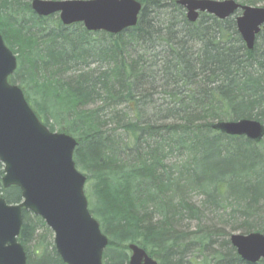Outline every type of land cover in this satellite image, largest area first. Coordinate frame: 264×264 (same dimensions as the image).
Masks as SVG:
<instances>
[{
	"label": "trees",
	"instance_id": "1",
	"mask_svg": "<svg viewBox=\"0 0 264 264\" xmlns=\"http://www.w3.org/2000/svg\"><path fill=\"white\" fill-rule=\"evenodd\" d=\"M137 1V26L112 36L63 27L58 18L52 31L53 17H37L30 3L0 0V33L19 64L9 80L33 91L34 112L45 126L78 142L74 162L109 239L105 264H128L130 244L158 264H246L227 238L264 234V139L230 137L212 124L250 119L264 125V32L249 51L234 18L201 14L190 23L177 0ZM234 1L264 6V0ZM154 43L163 47L159 54ZM77 63L103 69L77 70ZM133 146L140 149L121 157V147ZM3 175L0 163L1 196L20 203L18 188L3 189ZM192 194L203 200L193 202ZM228 209L239 225L230 233L205 226V210ZM258 215L260 226L250 222ZM22 217L18 241L27 264H64L55 249L47 251L44 235L36 243L40 230L50 235L45 223L27 211ZM183 219L195 221L196 229L183 231Z\"/></svg>",
	"mask_w": 264,
	"mask_h": 264
},
{
	"label": "water",
	"instance_id": "2",
	"mask_svg": "<svg viewBox=\"0 0 264 264\" xmlns=\"http://www.w3.org/2000/svg\"><path fill=\"white\" fill-rule=\"evenodd\" d=\"M190 23L200 14L225 20L240 11L237 31L248 50L264 30V8L244 6L234 0H179ZM39 17L58 14L64 26L82 24L88 32L118 35L138 24L142 5L137 0H33ZM17 58L0 33V162L2 187H16L22 202L8 204L0 197V264H27L18 237L22 211L43 220L54 234V246L64 264H102L108 244L100 224L88 211L84 192L86 178L74 162L76 141L64 133L51 132L36 116L23 91L9 78L17 70ZM212 129L232 137H245L256 144L264 139V125L242 119L216 122ZM231 245L248 264L264 260V235H232ZM129 264H158L142 248L129 245Z\"/></svg>",
	"mask_w": 264,
	"mask_h": 264
},
{
	"label": "rangeland",
	"instance_id": "3",
	"mask_svg": "<svg viewBox=\"0 0 264 264\" xmlns=\"http://www.w3.org/2000/svg\"><path fill=\"white\" fill-rule=\"evenodd\" d=\"M32 1L33 0H24V3H30V8H31V4H32ZM44 1H49V0H44ZM52 1H63V0H52ZM259 7H264V6H259ZM36 15V14H35ZM37 16V15H36ZM37 17H39V16H37ZM53 17V19H50V23L52 24V31H53V29H54V24H55V20H56V18H58V16H51V17H48V18H52ZM40 18V17H39ZM0 19H2V14L0 13ZM55 19V20H54ZM63 27H65V26H63ZM70 27H73V26H70ZM70 27H68V28H70ZM73 29H71L70 31H72ZM260 46V42H257L256 43V46H255V48L257 49L258 47ZM9 48H10V50L11 51H13L15 48H13L12 49V46H8ZM17 58V57H16ZM71 74H73V71L71 72H68L67 73V75L65 76V78H67V76L69 77H71ZM65 75V74H64ZM12 77V76H11ZM11 77H10V80H11ZM69 77V78H70ZM68 79V78H67ZM9 80V81H10ZM13 85V84H12ZM14 85H16V86H18L22 91H23V93H24V95H25V97H26V99H27V101L29 102V104H30V106L32 107V109H34V111H35V97L33 96V91L31 90V89H29L28 88V90H27V88H26V86L25 85H21L20 83H16V84H14ZM54 132H57V133H60L58 130H55ZM1 163V162H0ZM82 173V172H81ZM85 176V175H84ZM85 178H86V176H85ZM87 178H86V186H87ZM86 186H85V189H86ZM0 197H1V194H0ZM191 200L193 201V202H196V203H199V201H202L203 200V197L202 196H199V195H195V194H192L191 195ZM89 200V199H88ZM89 204H90V201H89ZM259 204H261V207H260V211H259V213L262 215L263 214V212H264V196H263V198L261 199V201H260V203ZM91 206V205H90ZM91 208V207H90ZM208 208V207H207ZM212 212H215V213H212ZM230 213H231V211H230V209H228V210H226V212H224V211H208V210H205L204 211V224H206L205 226H207V227H212V228H214V230L215 229H222V230H224V231H226L227 233H230L231 232V228L232 227H237V226H239V225H234V223L232 222V221H235V219H234V217L233 218H230ZM259 218H260V215H258V216H255V217H253L252 219H251V221L250 222H254V223H257L258 221H257V219L259 220ZM236 220H237V222H239V219L238 218H236ZM241 222V221H240ZM239 222V223H240ZM100 224V223H99ZM179 225V227L180 228H182V229H184L183 231H193V230H195L196 229V227H197V223L195 222V221H189V220H187V219H183V220H181V222H180V224H178ZM101 227V226H100ZM182 231V230H181ZM232 234H240V233H236V232H233V233H231V235ZM42 235H44L45 236V239H44V246L47 248V249H49V251L51 252V248L53 247L54 248V235L50 232V235H46L42 230H40L38 233H37V241H36V243L40 240V237L42 236ZM32 251H36L35 250V248H32L30 251H29V253H32ZM130 255V254H129ZM31 257L32 258H34V255L32 254L31 255Z\"/></svg>",
	"mask_w": 264,
	"mask_h": 264
},
{
	"label": "bare ground",
	"instance_id": "4",
	"mask_svg": "<svg viewBox=\"0 0 264 264\" xmlns=\"http://www.w3.org/2000/svg\"><path fill=\"white\" fill-rule=\"evenodd\" d=\"M177 1H179V0H177ZM177 3V2H176ZM238 3V2H237ZM240 4V3H239ZM178 5V4H177ZM242 5V4H241ZM244 6H248V5H244ZM31 11H32V9H31ZM33 12V11H32ZM186 12V11H185ZM201 15V14H200ZM208 15V14H207ZM186 18H187V14H186ZM199 18H200V16H199ZM199 18H198V20H199ZM229 18H234V20H235V22H236V20H237V18H238V16H236L235 14L234 15H232V16H230ZM229 18H227V19H229ZM227 19H225V20H227ZM198 20L196 21V22H198ZM220 21H224V20H220ZM213 27V24H211V26H210V28H212ZM3 37V36H2ZM3 40H4V38H3ZM161 43V42H160ZM257 43V42H256ZM162 44V43H161ZM255 46H256V44H255ZM151 49H153V50H155V51H157V53L156 54H159L160 52H162V51H160L159 52V50H162L163 49V47L162 46H160V44L159 43H154V44H152V46H151ZM254 49H255V47H254ZM248 50V49H247ZM13 52V51H12ZM14 53V52H13ZM152 52H148V55H147V57L149 56V54H151ZM16 55V54H15ZM133 55H134V58L135 59H140L139 57L140 56H143V53L142 52H140V51H134L133 52ZM147 57H146V59H147ZM89 61H90V59H88ZM146 62V61H145ZM77 65H79V66H76L75 65V68L77 69V70H85V71H88V70H92V69H95V70H100V69H103V67H101V64H94V63H90L89 64V67H85V65H80L79 63H77ZM18 68H19V64H18V67H17V70H18ZM16 70V71H17ZM16 71H15V73H16ZM143 73H144V70H143ZM199 83V82H198ZM154 99V101L155 102H157V103H159V104H162V103H164V101L162 100V98L158 95H156V96H154L153 97ZM165 103H166V101H165ZM232 121H235V120H227L226 122H232ZM73 138V137H72ZM74 140H75V138H73ZM76 141V140H75ZM76 143H77V146H76V148H75V151H76V149H77V147H78V142L76 141ZM137 149H140V147L139 146H133L132 148H126V147H121L120 148V151H121V157H125V156H130V155H132L133 154V152L135 151V150H137ZM75 151H74V154H75ZM77 171L79 172V170L77 169ZM87 203H88V211L90 212V214L92 215V213H91V206H90V204H89V200H87ZM93 216V215H92ZM257 225L258 226H260V225H262V221L260 220V221H258L257 222ZM232 235H243V234H232ZM232 235H230L227 239H229V241H230V238H231V236ZM243 236H245V235H243ZM107 237V236H106ZM107 239H108V237H107ZM108 243H109V239H108ZM107 246H108V244H107ZM107 246H106V248H107ZM233 247V246H232ZM106 248H105V250H106ZM55 249V246H54V248L52 247L51 248V252L49 251V249H47V251L49 252V253H52L53 252V250ZM105 250H104V252H105ZM55 251H56V249H55ZM104 252H103V255H104ZM59 256V255H58ZM60 257V256H59ZM102 264H105L104 263V261H103V259H102ZM129 264V263H128Z\"/></svg>",
	"mask_w": 264,
	"mask_h": 264
}]
</instances>
